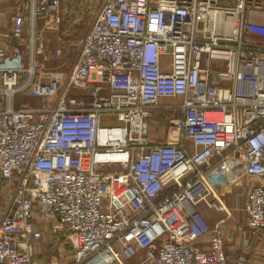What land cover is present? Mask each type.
<instances>
[{
  "label": "built area",
  "instance_id": "obj_1",
  "mask_svg": "<svg viewBox=\"0 0 264 264\" xmlns=\"http://www.w3.org/2000/svg\"><path fill=\"white\" fill-rule=\"evenodd\" d=\"M12 7L0 17V264H36L38 214L57 219L72 264H228L225 219L210 223L200 204L232 217L209 178L229 159L256 179L243 212L263 231L264 42L251 18L262 22L264 0ZM85 16L69 71L48 66ZM41 22L64 31L51 39ZM157 109L175 113L161 143Z\"/></svg>",
  "mask_w": 264,
  "mask_h": 264
},
{
  "label": "crops",
  "instance_id": "obj_2",
  "mask_svg": "<svg viewBox=\"0 0 264 264\" xmlns=\"http://www.w3.org/2000/svg\"><path fill=\"white\" fill-rule=\"evenodd\" d=\"M251 32L259 42H264V19L261 23L252 16ZM259 23V24H258ZM214 188L223 196L226 205L233 211L231 218L226 219L224 212L217 211L200 204V209L210 223H217L225 219L224 250L228 264H264V229L259 233H252L246 226V215L243 206L247 200L251 185L256 181L247 175L244 166L237 160H225L209 171ZM45 218L36 215L37 227L42 231L43 237L36 241L34 260L36 264H72L74 252L65 239L62 231H53L56 218ZM208 237L203 239L206 246Z\"/></svg>",
  "mask_w": 264,
  "mask_h": 264
},
{
  "label": "rangeland",
  "instance_id": "obj_3",
  "mask_svg": "<svg viewBox=\"0 0 264 264\" xmlns=\"http://www.w3.org/2000/svg\"><path fill=\"white\" fill-rule=\"evenodd\" d=\"M18 2V0H3L0 4V17L4 18H9L15 10H13V7L15 4ZM91 16H85V19L83 18L81 21L75 22L74 25L69 26V31L65 32L66 40L68 43V49L66 50V55L63 56L61 59L53 60L48 63V66L50 67H56L61 69L64 72L69 71L71 65L73 64L77 53L79 49V44L85 35L87 28L89 24L91 23ZM39 27V25H38ZM45 27V28H43ZM63 27L56 28L54 27L53 23H40V32L44 34L46 37H50L51 39H54L58 34H62ZM26 36H29V32H26ZM50 48H55V41L53 40L50 43ZM173 100H164L163 103H170ZM168 127L166 130L165 137L167 135ZM219 165V164H218ZM5 197L6 194L0 190V220L2 216L4 215L5 212ZM229 207V206H228ZM230 209V208H229ZM233 212V211H232ZM225 214V213H224ZM43 220H48L47 218H42ZM134 261H130L129 264H133Z\"/></svg>",
  "mask_w": 264,
  "mask_h": 264
},
{
  "label": "trees",
  "instance_id": "obj_4",
  "mask_svg": "<svg viewBox=\"0 0 264 264\" xmlns=\"http://www.w3.org/2000/svg\"><path fill=\"white\" fill-rule=\"evenodd\" d=\"M69 8L71 10L73 9L71 5ZM174 115V112L164 109H157L153 112L152 118L150 119V139L154 143L164 142L169 120L174 117Z\"/></svg>",
  "mask_w": 264,
  "mask_h": 264
},
{
  "label": "bare ground",
  "instance_id": "obj_5",
  "mask_svg": "<svg viewBox=\"0 0 264 264\" xmlns=\"http://www.w3.org/2000/svg\"><path fill=\"white\" fill-rule=\"evenodd\" d=\"M231 29H232V24L228 23L227 28H226V32L230 33Z\"/></svg>",
  "mask_w": 264,
  "mask_h": 264
},
{
  "label": "water",
  "instance_id": "obj_6",
  "mask_svg": "<svg viewBox=\"0 0 264 264\" xmlns=\"http://www.w3.org/2000/svg\"><path fill=\"white\" fill-rule=\"evenodd\" d=\"M62 233H63V231H62Z\"/></svg>",
  "mask_w": 264,
  "mask_h": 264
}]
</instances>
